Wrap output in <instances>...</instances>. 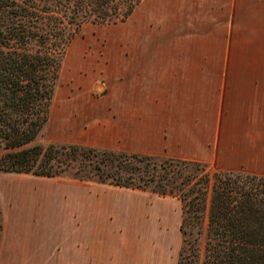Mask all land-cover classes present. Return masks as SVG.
Masks as SVG:
<instances>
[{
  "label": "trees",
  "instance_id": "obj_1",
  "mask_svg": "<svg viewBox=\"0 0 264 264\" xmlns=\"http://www.w3.org/2000/svg\"><path fill=\"white\" fill-rule=\"evenodd\" d=\"M145 0H0V170L97 179L182 203L177 264H264V176L206 163L37 142L64 57L87 23L126 22ZM0 204V244L2 237Z\"/></svg>",
  "mask_w": 264,
  "mask_h": 264
},
{
  "label": "rangeland",
  "instance_id": "obj_2",
  "mask_svg": "<svg viewBox=\"0 0 264 264\" xmlns=\"http://www.w3.org/2000/svg\"><path fill=\"white\" fill-rule=\"evenodd\" d=\"M148 49L172 53L176 57L167 60L174 65L182 61L226 65L233 71L256 69L248 71H257V81H264V0H145L124 23H87L64 57L50 121L37 142L45 146L61 142L56 133L67 132L72 123L70 115L59 113L65 100L79 93L108 96L105 73L112 70L115 57ZM183 51L198 57L178 58ZM2 152L0 145V156ZM72 181H80L74 169L56 178L0 170V264L65 263L67 239L76 234L67 210L79 208V196L84 193L68 186ZM83 181L100 183L93 178ZM120 191L131 195L135 203L126 256L120 262L177 264L183 246L180 200L149 190ZM68 192L71 200H63ZM168 225L178 229L167 233ZM42 251L45 261L39 263Z\"/></svg>",
  "mask_w": 264,
  "mask_h": 264
},
{
  "label": "crops",
  "instance_id": "obj_3",
  "mask_svg": "<svg viewBox=\"0 0 264 264\" xmlns=\"http://www.w3.org/2000/svg\"><path fill=\"white\" fill-rule=\"evenodd\" d=\"M186 53L177 57H198ZM171 54L148 49L115 57L105 73L108 96L79 93L65 100L59 113L70 115L72 123L67 132L56 133L59 140L264 176V81L248 71L256 69L174 65L167 60L176 57ZM100 183L68 185L84 193L82 205L67 210L76 234L67 239L64 264H123L134 199L120 191L126 187ZM67 197L71 200L69 192L63 200ZM177 229L168 225L165 231ZM44 256L42 251L39 263Z\"/></svg>",
  "mask_w": 264,
  "mask_h": 264
}]
</instances>
